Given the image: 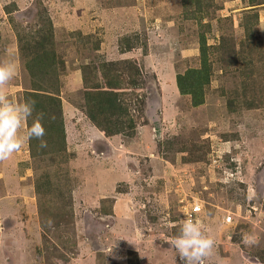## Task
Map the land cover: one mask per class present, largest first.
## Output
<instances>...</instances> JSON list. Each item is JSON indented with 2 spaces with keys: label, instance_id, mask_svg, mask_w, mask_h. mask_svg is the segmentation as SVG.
Masks as SVG:
<instances>
[{
  "label": "rangeland",
  "instance_id": "374dc122",
  "mask_svg": "<svg viewBox=\"0 0 264 264\" xmlns=\"http://www.w3.org/2000/svg\"><path fill=\"white\" fill-rule=\"evenodd\" d=\"M206 2L214 76L195 107L176 80L200 64V25L183 0H0V62L17 66L4 90L14 102L32 86L18 34L53 22L70 159L40 162L61 167L59 191L74 212L60 232L42 227L27 141L0 161V264H183L168 241L194 202L215 239L207 264H264V4L251 39L249 0ZM130 38L136 46L124 51ZM129 58L141 70L140 83L121 79L137 130L107 136L86 115L83 67ZM243 233L256 243L243 244Z\"/></svg>",
  "mask_w": 264,
  "mask_h": 264
},
{
  "label": "trees",
  "instance_id": "16d2710c",
  "mask_svg": "<svg viewBox=\"0 0 264 264\" xmlns=\"http://www.w3.org/2000/svg\"><path fill=\"white\" fill-rule=\"evenodd\" d=\"M183 2L186 7L192 9L190 18L196 19L200 25V64L178 73L176 80L180 93L190 96L192 105L198 107L205 104L206 92L214 76L213 45L209 43L206 30L203 29L212 27V24L206 23L205 25L203 21V18L208 14L210 4L206 0H195L194 2L193 0H183ZM261 4H264V0H249V6L253 8L247 9L249 13L245 17L243 25L246 35L249 38L251 36V39L255 38V27L260 23V15L256 8H259ZM38 33L39 35L36 36L18 34L20 54L31 77L32 85L31 89L24 91L23 99L35 100L36 111L44 114V125L47 130L45 139L48 146L40 149L37 140H30L28 141L29 154L32 166H36L37 172H39L35 182V192L38 196V213L41 225L45 230L57 233L73 221V201L71 197H67L59 191L65 177V174H60L61 167L58 168L57 173H52L47 170V165L43 167L40 160H50L53 163L55 158L60 156L66 161L70 159V155L67 153L63 101L60 95L62 83L59 74H62L61 66H64V62L61 61L54 46L53 22L49 20L48 28ZM134 39L136 38H130L125 42L124 51L136 46ZM99 46L96 43L94 48L98 49ZM87 71L94 76H87ZM83 72L85 112L89 120L107 136L119 133L134 134L137 129L134 120L127 118L131 113V108L126 100V92L121 79L122 76H127L132 84H136L141 78L139 67L130 58L116 61L98 60L85 65ZM95 78H100L102 82L93 81ZM140 81L141 79H139V83ZM31 122L32 118H29L27 126ZM49 248L50 246H48Z\"/></svg>",
  "mask_w": 264,
  "mask_h": 264
},
{
  "label": "clouds",
  "instance_id": "9594fccd",
  "mask_svg": "<svg viewBox=\"0 0 264 264\" xmlns=\"http://www.w3.org/2000/svg\"><path fill=\"white\" fill-rule=\"evenodd\" d=\"M16 75L17 66L13 61L0 62V161L8 160L14 153L21 151L27 141L33 139L39 142L40 149L48 146L44 114L36 111V101L29 98L14 102L5 94L6 86ZM29 118H32V122L25 127ZM241 242L252 245L256 239L253 235L243 233ZM168 243L176 249L183 264H207L214 255L215 239L204 230L199 220L191 217L179 223L177 234Z\"/></svg>",
  "mask_w": 264,
  "mask_h": 264
},
{
  "label": "built area",
  "instance_id": "2783aa9c",
  "mask_svg": "<svg viewBox=\"0 0 264 264\" xmlns=\"http://www.w3.org/2000/svg\"><path fill=\"white\" fill-rule=\"evenodd\" d=\"M201 212H202V209H201L200 204L194 202L192 208L186 209V211H184L183 219L191 217V218L196 220L197 217H198V214L201 213ZM227 221H231V217L230 216L227 217Z\"/></svg>",
  "mask_w": 264,
  "mask_h": 264
}]
</instances>
